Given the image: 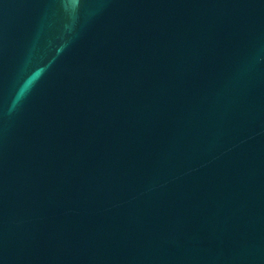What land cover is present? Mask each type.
I'll return each instance as SVG.
<instances>
[{"label":"water","instance_id":"1","mask_svg":"<svg viewBox=\"0 0 264 264\" xmlns=\"http://www.w3.org/2000/svg\"><path fill=\"white\" fill-rule=\"evenodd\" d=\"M0 264H264V0H0Z\"/></svg>","mask_w":264,"mask_h":264}]
</instances>
